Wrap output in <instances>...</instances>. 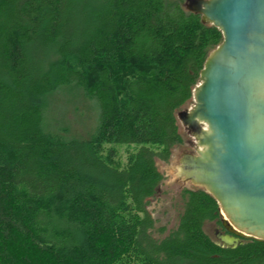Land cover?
I'll return each mask as SVG.
<instances>
[{
  "label": "trees",
  "instance_id": "trees-1",
  "mask_svg": "<svg viewBox=\"0 0 264 264\" xmlns=\"http://www.w3.org/2000/svg\"><path fill=\"white\" fill-rule=\"evenodd\" d=\"M184 3L0 0V264H264V241L206 234L222 218L204 189L169 231L147 210L222 42ZM68 86L97 108L89 140L44 129L42 98Z\"/></svg>",
  "mask_w": 264,
  "mask_h": 264
},
{
  "label": "water",
  "instance_id": "water-1",
  "mask_svg": "<svg viewBox=\"0 0 264 264\" xmlns=\"http://www.w3.org/2000/svg\"><path fill=\"white\" fill-rule=\"evenodd\" d=\"M184 7L222 42L204 62L193 106L178 114L196 152L182 157L176 177L217 202L227 232H216L219 245L264 241V0H185Z\"/></svg>",
  "mask_w": 264,
  "mask_h": 264
},
{
  "label": "rangeland",
  "instance_id": "rangeland-1",
  "mask_svg": "<svg viewBox=\"0 0 264 264\" xmlns=\"http://www.w3.org/2000/svg\"><path fill=\"white\" fill-rule=\"evenodd\" d=\"M42 106L46 132L58 134L67 140H89L94 135L98 111L82 89L75 86L58 89L42 98ZM192 106L191 101L176 113L182 144L172 150L168 162L158 161L156 163L163 181L157 196L150 200L147 206L156 225L165 227L167 231L176 226L178 216L182 211L181 191L196 188L189 184H182L176 177V168L182 157L186 154L195 155L196 152L195 134L185 127L178 117L179 113L190 110ZM120 150L124 153V148ZM221 218L223 219L222 215ZM212 227V224H206L204 231L211 235Z\"/></svg>",
  "mask_w": 264,
  "mask_h": 264
},
{
  "label": "flooded vegetation",
  "instance_id": "flooded-vegetation-1",
  "mask_svg": "<svg viewBox=\"0 0 264 264\" xmlns=\"http://www.w3.org/2000/svg\"><path fill=\"white\" fill-rule=\"evenodd\" d=\"M209 224H212V233H211V235H209V234H207L211 239H213L214 241H216L217 243H218V241H217V239H216V232H221V233H227L226 231H225V229L223 228V226H222V221L221 222H219V223H216V222H214V223H209ZM246 240V239H245Z\"/></svg>",
  "mask_w": 264,
  "mask_h": 264
},
{
  "label": "bare ground",
  "instance_id": "bare-ground-1",
  "mask_svg": "<svg viewBox=\"0 0 264 264\" xmlns=\"http://www.w3.org/2000/svg\"><path fill=\"white\" fill-rule=\"evenodd\" d=\"M200 149H202L201 147H199Z\"/></svg>",
  "mask_w": 264,
  "mask_h": 264
}]
</instances>
